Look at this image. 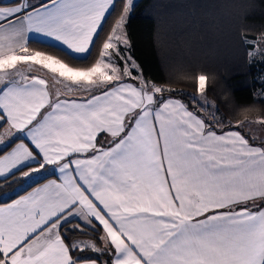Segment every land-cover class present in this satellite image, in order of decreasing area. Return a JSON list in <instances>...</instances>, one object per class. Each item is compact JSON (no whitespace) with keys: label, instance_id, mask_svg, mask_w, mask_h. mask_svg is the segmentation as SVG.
<instances>
[{"label":"snow or ice","instance_id":"1","mask_svg":"<svg viewBox=\"0 0 264 264\" xmlns=\"http://www.w3.org/2000/svg\"><path fill=\"white\" fill-rule=\"evenodd\" d=\"M134 7L0 0V182L56 175L0 203V264H264V116L233 124L206 72L197 95L146 78Z\"/></svg>","mask_w":264,"mask_h":264},{"label":"trees","instance_id":"2","mask_svg":"<svg viewBox=\"0 0 264 264\" xmlns=\"http://www.w3.org/2000/svg\"><path fill=\"white\" fill-rule=\"evenodd\" d=\"M134 4L128 22L131 54L146 78L197 95L189 73L206 72L216 77L208 100L233 124L264 116V103L253 97L264 90L259 82L264 63L258 59L249 63L250 45L241 39L242 35L256 39L264 33V0H135ZM33 41H39L35 47L55 45ZM182 98L189 101L187 96ZM23 184L24 179L0 182V203L21 194L27 188H15Z\"/></svg>","mask_w":264,"mask_h":264},{"label":"crops","instance_id":"3","mask_svg":"<svg viewBox=\"0 0 264 264\" xmlns=\"http://www.w3.org/2000/svg\"><path fill=\"white\" fill-rule=\"evenodd\" d=\"M135 1V0H134ZM32 39H37V40H41V41H45V42H49V43H52V44H56V42L55 41H53V40H51L50 38H45V37H43V36H34ZM70 51V50H69ZM72 55H74V56H76L77 54H75V53H71ZM259 128H264V126H259ZM258 130H260V129H258L257 127H253V129L251 128V131H253V132H256V131H258ZM244 132H245V135H251L250 133H248L247 131H245L244 130ZM248 134H247V133ZM264 132V131H263ZM263 132H260V133H263ZM260 133H255V135L254 136H257V137H264V135H259ZM248 135V136H249ZM252 136V135H251ZM43 172V171H42ZM41 172V177H38V176H35V180H31L30 182H29V184H26L23 188H21V189H25V188H27V189H25L21 194H26L27 193V191H31L32 190V188L33 187H38L39 186V184H42V183H47V181L48 180H50V179H55L56 178V175H54V174H50V172H43L42 173ZM43 177V178H42ZM34 179V178H33ZM28 179L27 178H24V183L27 181ZM15 198H17V196L15 197ZM15 198H13V199H15ZM8 202H10V201H8Z\"/></svg>","mask_w":264,"mask_h":264},{"label":"rangeland","instance_id":"4","mask_svg":"<svg viewBox=\"0 0 264 264\" xmlns=\"http://www.w3.org/2000/svg\"><path fill=\"white\" fill-rule=\"evenodd\" d=\"M248 120H252V121H255V120H257V118H255V119H248ZM259 126L260 125H258V124H255V123H253L252 125H251V128L253 129V127H257L258 129H260V130H258V131H256V132H253V131H251V132H249L247 129L245 130V131H247L248 133H250L252 136H254L255 135V133H260V132H263L264 131V128H259ZM246 132V133H247ZM247 133V134H248ZM249 135V134H248ZM251 135H249V136H251ZM259 135H264V132L263 133H260ZM43 173V172H42ZM42 175L40 174L38 177H41ZM34 178V179H33ZM32 179H28L22 186H19V187H16L15 189L16 190H20L21 188H23L26 184H29V182L32 180H35V176L33 177Z\"/></svg>","mask_w":264,"mask_h":264}]
</instances>
